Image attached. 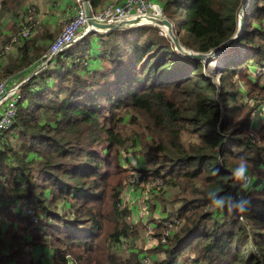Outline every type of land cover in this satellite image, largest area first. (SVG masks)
I'll return each mask as SVG.
<instances>
[{
    "label": "trees",
    "instance_id": "16d2710c",
    "mask_svg": "<svg viewBox=\"0 0 264 264\" xmlns=\"http://www.w3.org/2000/svg\"><path fill=\"white\" fill-rule=\"evenodd\" d=\"M33 1L0 0V83H19L13 123L0 131V221L20 231L0 264H264V130L244 101L264 102V0H158L179 43L200 53L235 34L245 4L232 47L247 51L215 73L143 23L90 30L24 81L55 35L13 40L1 18ZM106 1L89 0L92 11ZM129 148L143 156L132 171L175 190L164 222L151 219L159 239L145 256L121 253L142 228L120 198ZM242 159L247 178L236 181ZM214 189L247 198L246 210H210Z\"/></svg>",
    "mask_w": 264,
    "mask_h": 264
},
{
    "label": "rangeland",
    "instance_id": "374dc122",
    "mask_svg": "<svg viewBox=\"0 0 264 264\" xmlns=\"http://www.w3.org/2000/svg\"><path fill=\"white\" fill-rule=\"evenodd\" d=\"M40 1L41 0H35L32 3L26 4L18 12L17 15H11L9 12L2 16L1 22L3 26V33L8 37L14 36L16 32H19L22 24V27H24L25 22L31 18L33 22V28L30 36H33L34 34H50L55 35L56 37L60 33L63 24L70 18L72 7L79 3L78 0H76L77 2L74 3L72 6L68 7L65 11V14L61 16L60 14L64 7H62L60 10L56 7L53 9L52 14L48 17V19L46 21H43L45 19H43L42 14L43 11H46L47 9L45 10L43 8L44 4ZM243 10H239V13L242 14V16ZM31 13L32 15L28 16ZM49 39V37L46 38L43 44L49 42ZM245 51H247V47L238 46L237 48H234L231 46L221 53L212 55L211 59L217 61L218 63L214 65V67H209V61L211 60L203 61L204 73H209L210 71H212V73H215L213 72V70L216 67L221 66L222 62H226L230 58H241L242 54L244 56ZM33 70L29 72L28 76L25 77L23 80H26L27 78L31 77L33 73L37 72ZM263 70L264 68L258 66L256 68V73L259 74L263 72ZM234 81H236L237 85L240 86L243 90L248 89L246 84L243 82V79L235 77ZM258 100L259 98L256 99L255 102L257 103ZM244 101L246 102V105L248 107L252 108L251 119L256 120V125L258 124L257 127L259 128L261 126L264 130V102H258L261 107L257 108V106L254 105V101L251 100V96H246ZM131 129L132 127L128 125L126 126V130L124 132H130ZM181 140L185 144H187L191 140V138L187 133H184L183 135H181ZM15 146L17 147L16 144ZM125 156L131 162L129 164H124V166L129 168L130 175L128 176L127 183L124 184V188L120 195V198L122 200V206H125L130 210V215L129 217H127V221L132 226L141 222L142 228H140V236L134 239L132 242L127 241L126 239L123 240L121 253L127 254L132 250L137 251L141 256H145L146 251L153 249L157 245V240L159 239V237L157 236L159 230L154 229L155 225H150L151 222L155 223V221H152L151 219L157 218L156 220L164 222L162 221L164 219L159 213L161 209L160 207L162 206V203H166L172 198V195L174 194L175 190L166 188L163 179H145L143 181V177H140V171H132V167L135 166L137 162H141L140 160H142L143 158L142 153L139 149L137 150L136 148H129V150H127V152L125 153ZM121 161L127 162V160ZM248 180L249 179H247L246 182H242L241 184H246ZM147 202L148 204H150V207L147 205ZM0 228H3L2 234H0V249L5 250L6 247L9 245H11L12 247L15 246L16 241L13 240V235L20 234V231L18 230L17 226H9V221L7 219H4L0 221Z\"/></svg>",
    "mask_w": 264,
    "mask_h": 264
},
{
    "label": "built area",
    "instance_id": "2783aa9c",
    "mask_svg": "<svg viewBox=\"0 0 264 264\" xmlns=\"http://www.w3.org/2000/svg\"><path fill=\"white\" fill-rule=\"evenodd\" d=\"M71 10L70 18L63 24L61 32L53 39L49 45L45 58L41 65L45 66L51 58L65 47L69 46L79 36L93 30L88 24V17L80 1ZM145 19L149 17L165 18L160 5L154 0H116L107 3L101 9L91 14L95 22L114 23L131 18ZM144 22L140 23L143 24ZM32 21L22 28L21 32L13 40L26 36L32 27ZM19 83L7 87L0 83V131L8 130L15 114V100L18 97L17 89ZM240 197V194L238 195Z\"/></svg>",
    "mask_w": 264,
    "mask_h": 264
},
{
    "label": "water",
    "instance_id": "95a60500",
    "mask_svg": "<svg viewBox=\"0 0 264 264\" xmlns=\"http://www.w3.org/2000/svg\"><path fill=\"white\" fill-rule=\"evenodd\" d=\"M246 2H247V0H245V4H246ZM84 4H85V7H86V11L85 12H86V15L88 17V24L94 30L108 31V30H113V29L120 28V27L137 25V24H140L142 22L159 25L160 27L164 28V30L166 31V34L170 37V39L172 40L175 48L179 52H181L182 54H185L187 56L196 58V59H201L203 61L210 60L212 55L221 53V52L227 50L229 47L233 46L235 41L237 40V38L240 36V33H241L242 29H243V16H242V14L239 13L238 28H237L235 34L231 38H229L224 44L218 46L217 48L212 49L210 52H207V53L193 52V51H191L189 49H186L185 47H183L179 43L176 35L172 31V24L167 18L149 17V18L145 19V21H144L141 18L136 17V18L122 20V21L114 22V23H100V22H95L91 18V14H90V12L88 10V7H89L88 0H84ZM245 4L241 7V11L244 9ZM41 67L42 66H40L38 69H40Z\"/></svg>",
    "mask_w": 264,
    "mask_h": 264
},
{
    "label": "clouds",
    "instance_id": "9594fccd",
    "mask_svg": "<svg viewBox=\"0 0 264 264\" xmlns=\"http://www.w3.org/2000/svg\"><path fill=\"white\" fill-rule=\"evenodd\" d=\"M144 24H151V23H144ZM160 28L166 33V31L164 30L163 27H160ZM40 66H42V65L40 64ZM42 67H44V66H42ZM37 70H39V69H36L35 71H37ZM248 168H249L248 162L246 160L242 159L241 162H239L231 170V177L233 179H235L236 181L245 180L247 178ZM207 197H208V200L210 201V204L212 206L210 210L230 208V209L236 210L237 212L243 213L246 210V207L248 204L247 198L240 197L239 199H234L229 194H220V189H214V190L208 191Z\"/></svg>",
    "mask_w": 264,
    "mask_h": 264
},
{
    "label": "crops",
    "instance_id": "0c3cea01",
    "mask_svg": "<svg viewBox=\"0 0 264 264\" xmlns=\"http://www.w3.org/2000/svg\"><path fill=\"white\" fill-rule=\"evenodd\" d=\"M35 1V0H34ZM79 1H81L80 3H81V5H82V7L84 8V10L86 11V7H85V4H84V0H79ZM111 1H116V0H107L106 1V3L105 4H103L99 9H101L103 6H105L107 3H109V2H111ZM155 2H157V3H159L160 4V2L159 1H157V0H154ZM40 2H42L44 5H43V8L46 10V11H43V14H42V17H43V19H45V20H43V21H46L47 19H48V17L52 14V11H53V9L54 8H58L59 10L62 8V7H64V9L62 10V12H61V14H60V16L61 15H63V14H65V11H66V9L68 8V7H70V6H72L74 3H76L77 1L76 0H41ZM88 5H89V7H88V10H89V12H90V14H92V13H94L95 11H97V10H99V9H97V10H95V11H92V8H91V6H90V3H89V0H88ZM27 7V6H26ZM29 11V10H28ZM32 14V13H31ZM28 16H30V15H28ZM29 20H31V18L29 19ZM29 20H27L28 22H29ZM32 21V20H31ZM28 24V23H27ZM26 24V25H27ZM32 24H33V22H32ZM25 25V26H26ZM24 26V27H25ZM33 26V25H32ZM23 27V28H24ZM31 29H32V27H31ZM30 29V30H31ZM22 30V29H21ZM21 32V31H20ZM19 32V33H20ZM61 32V31H60ZM18 32H16L15 33V37L19 34ZM32 33V32H31ZM31 35V34H30ZM29 35V36H30Z\"/></svg>",
    "mask_w": 264,
    "mask_h": 264
},
{
    "label": "bare ground",
    "instance_id": "6f19581e",
    "mask_svg": "<svg viewBox=\"0 0 264 264\" xmlns=\"http://www.w3.org/2000/svg\"><path fill=\"white\" fill-rule=\"evenodd\" d=\"M210 63H209V67H214V65H216L218 62L217 61H215V60H212L211 59V61H209Z\"/></svg>",
    "mask_w": 264,
    "mask_h": 264
}]
</instances>
